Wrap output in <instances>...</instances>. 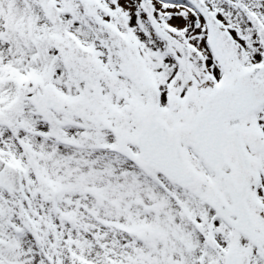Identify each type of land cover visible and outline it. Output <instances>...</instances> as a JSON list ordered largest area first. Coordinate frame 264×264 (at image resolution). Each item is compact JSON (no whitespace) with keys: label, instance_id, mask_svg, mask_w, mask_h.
<instances>
[{"label":"snow or ice","instance_id":"snow-or-ice-1","mask_svg":"<svg viewBox=\"0 0 264 264\" xmlns=\"http://www.w3.org/2000/svg\"><path fill=\"white\" fill-rule=\"evenodd\" d=\"M0 264H264V0H0Z\"/></svg>","mask_w":264,"mask_h":264}]
</instances>
